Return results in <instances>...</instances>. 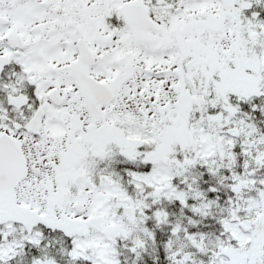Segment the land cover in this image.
<instances>
[{
  "label": "snow or ice",
  "instance_id": "6c2138e0",
  "mask_svg": "<svg viewBox=\"0 0 264 264\" xmlns=\"http://www.w3.org/2000/svg\"><path fill=\"white\" fill-rule=\"evenodd\" d=\"M0 264H264V0H0Z\"/></svg>",
  "mask_w": 264,
  "mask_h": 264
}]
</instances>
